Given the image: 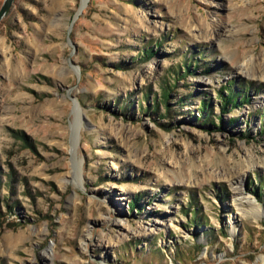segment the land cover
Masks as SVG:
<instances>
[{
    "label": "rangeland",
    "instance_id": "obj_1",
    "mask_svg": "<svg viewBox=\"0 0 264 264\" xmlns=\"http://www.w3.org/2000/svg\"><path fill=\"white\" fill-rule=\"evenodd\" d=\"M0 264H264V0H14Z\"/></svg>",
    "mask_w": 264,
    "mask_h": 264
},
{
    "label": "bare ground",
    "instance_id": "obj_2",
    "mask_svg": "<svg viewBox=\"0 0 264 264\" xmlns=\"http://www.w3.org/2000/svg\"><path fill=\"white\" fill-rule=\"evenodd\" d=\"M84 1L86 0H82L83 3ZM231 188L234 192L233 198L238 200V204L241 205L242 203H247L250 206V213L254 216L255 219L258 218L260 215V209L255 205L254 200H252L250 197H242L241 185H239V183H235V185Z\"/></svg>",
    "mask_w": 264,
    "mask_h": 264
},
{
    "label": "water",
    "instance_id": "obj_3",
    "mask_svg": "<svg viewBox=\"0 0 264 264\" xmlns=\"http://www.w3.org/2000/svg\"><path fill=\"white\" fill-rule=\"evenodd\" d=\"M13 1L14 0H4L3 1V4L0 8V22L2 21V19L6 16V14L11 9V7L13 5Z\"/></svg>",
    "mask_w": 264,
    "mask_h": 264
},
{
    "label": "trees",
    "instance_id": "obj_4",
    "mask_svg": "<svg viewBox=\"0 0 264 264\" xmlns=\"http://www.w3.org/2000/svg\"><path fill=\"white\" fill-rule=\"evenodd\" d=\"M187 71H188V70H187ZM227 92H228V91H227ZM163 95H164V96H163L164 101H167L168 93L166 92V93H164ZM227 97H228V98H227V104L235 105V103H236V99L234 98L233 94H231V92H228V96H227ZM203 110H204V108H203ZM207 122H209V123H214L212 120H209V121H207Z\"/></svg>",
    "mask_w": 264,
    "mask_h": 264
}]
</instances>
